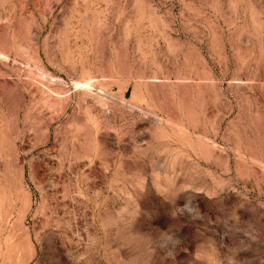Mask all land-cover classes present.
Here are the masks:
<instances>
[{
	"label": "rangeland",
	"instance_id": "rangeland-1",
	"mask_svg": "<svg viewBox=\"0 0 264 264\" xmlns=\"http://www.w3.org/2000/svg\"><path fill=\"white\" fill-rule=\"evenodd\" d=\"M0 264H264V0H0Z\"/></svg>",
	"mask_w": 264,
	"mask_h": 264
}]
</instances>
